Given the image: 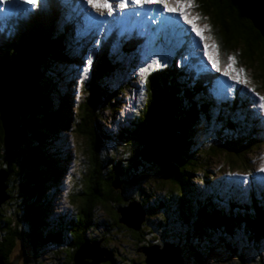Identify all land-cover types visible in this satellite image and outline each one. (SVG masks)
<instances>
[{
	"label": "trees",
	"instance_id": "1",
	"mask_svg": "<svg viewBox=\"0 0 264 264\" xmlns=\"http://www.w3.org/2000/svg\"><path fill=\"white\" fill-rule=\"evenodd\" d=\"M198 2L200 10L209 16L213 27L212 36L222 55L230 47L239 49L236 52L241 62L248 69L257 71V82L264 91V30L248 10L246 1ZM56 19L55 14L38 19L30 37L19 45L14 43V46L0 49V165L4 164L3 169L9 173L6 184L12 189L11 204H22L18 211H26L29 234L38 240L41 249L48 254L51 245L62 248V254L67 256L65 264H74V255L85 242L103 240L102 247L109 248L111 233L120 231L119 208L137 201V198L131 199L126 193H117L113 180L117 178L125 188L128 187L125 185L126 179L130 180L133 189L140 188L136 190L138 194H146L153 190H146L143 186H148L140 184L142 175L138 173L141 169L152 172L151 177L159 174L161 179L165 177L171 184L158 189L160 194L150 196L152 202L148 200L146 208L145 202L140 203L153 214V218L159 220L157 227L172 231L173 225L181 228L187 224L189 230L199 233V240L215 238L214 241L221 240L224 246L227 244L218 234L231 237L244 231L250 243L258 249L260 242L264 241V205L260 206L257 196L251 198L249 205L229 201V204L226 203L227 209L219 204L224 200L219 194H207L205 197L203 194L201 198L195 191V172L203 157L209 155L215 158L218 152L226 150L213 146L203 151L202 146L194 141V134L198 133V137L202 132L203 135L204 124L214 119L208 92L202 90L200 85L197 90L188 88L186 82L179 79L175 69L157 74L150 79L147 104L139 117L130 121L129 126L120 125L118 130L107 133L101 127V122L106 121L103 113L108 108L117 107L121 95V90H114L112 85L116 64L104 52L93 60L92 77L84 85L86 95L81 103H76L79 106L74 109L75 112L70 93L64 94L58 87L60 94L52 97L51 93L55 92V85L59 86V83L56 76L47 75L45 68L49 66L57 70V60L67 58L64 34H59L57 38L52 34L56 30L53 27ZM52 63L56 66H52ZM54 99H61V102L58 101L56 106ZM7 100L11 101L19 118L17 147L12 150L6 145L8 129L4 120V104ZM104 105L108 108H103ZM219 118L223 119L224 115H218ZM236 120L227 118L232 130L225 134L226 146L223 148H237L235 153L239 155L241 148L248 147L245 150L246 157L249 151H253L254 147L259 148L264 142L253 125L241 124ZM65 130H71L73 137H76L74 145L78 143L73 156L59 144ZM154 130L169 133L174 138L165 162L148 161L142 153L144 143L155 133ZM81 154L88 158L84 166L81 165ZM125 156L132 162L130 166L124 165ZM67 157L73 159V167L80 163L79 169H71L68 183L63 180L67 171L64 160ZM237 161L232 159L227 164L231 168H248L253 164L252 160L246 159L238 167ZM137 162L138 166H135ZM204 180L207 181V176ZM62 182L68 187L62 186ZM174 185L180 189L176 190ZM67 190L70 197L74 192L84 197L80 204L69 201L74 213L70 210L49 216L57 195L60 198L62 191ZM14 209L17 211L16 206ZM147 224L154 225V222L150 220ZM150 236L152 240L147 237L142 242V249L152 242L158 243L154 235ZM130 242L137 243V240L130 238ZM10 246L1 242L0 252L7 255L5 250ZM238 254L234 255L241 257L244 263V256Z\"/></svg>",
	"mask_w": 264,
	"mask_h": 264
},
{
	"label": "clouds",
	"instance_id": "2",
	"mask_svg": "<svg viewBox=\"0 0 264 264\" xmlns=\"http://www.w3.org/2000/svg\"><path fill=\"white\" fill-rule=\"evenodd\" d=\"M120 2L121 0H113L112 7L114 11L112 15H109L106 9L93 8L87 3V0H42L41 3L36 5L27 4L26 0H21V3L24 4L25 7L34 8V11L25 13L15 10L5 11L3 14H0V49L12 45L14 46V43H18L19 45L25 38L32 35L33 25L38 19L55 14L57 19L53 27L56 28V30L52 31V34L55 38H57L59 34H64V52L67 58H59L57 60L58 69L56 70L52 68L59 83V86L55 85L56 91L53 92L56 93L57 96L51 93L52 97H58L60 94L58 87L64 94L68 93L69 89L70 94L73 97L72 108H78L77 106L79 105H76V103L79 101L81 103L82 99L86 95L84 92V85L92 77L93 60L98 58V56H100L103 52L108 53L109 57L112 58L116 64V71L113 75L114 80L112 83L113 89L121 90L118 102L120 103L121 99H123L124 102L122 108L118 103L117 107L121 110L118 113L119 118L111 121V124L113 125L112 127H109V124L106 121L102 123L101 127H103L102 129L107 131V133L113 132L111 130H118L120 125L129 126L130 121L139 117L147 104V88L151 77L157 74H165V71H171L174 69L178 71L179 79H181L182 82H186L188 88H194L197 90V86L200 85L202 90L208 92V99H211L212 101L211 108L215 110L214 119L211 123H209V125H215L217 122H220L219 120L223 121L225 125H229L227 124V118L231 120L237 119L238 121H236L241 124L245 123L253 125L256 128L255 131H257V133L262 131L260 126V124L264 122L262 110L258 117L252 116L249 110L245 111L248 105H256L261 102L258 100L260 99V95L255 91H252L249 87L248 80H246V83H238L232 80L231 76L223 75L222 68L219 65L223 61L222 52L219 47L213 48L211 46L212 44H216V41H214L215 39L212 34L211 37L214 40L210 37L209 16L200 10L198 0H191V6L187 7L185 11L189 14V19L193 20V22L203 30V35L205 37L203 40H201L199 36H196V33L192 31V25L187 23L179 12L169 13L164 11L163 13H160L149 10L150 8H162V5H144L141 7L129 4L126 9L121 10L117 6ZM171 2L175 3V0H171ZM184 2L185 0H180V4L176 6H182ZM245 3L248 9L257 13V16L261 19L260 21L264 24V14L262 13L263 9L257 10L253 4L250 5L248 2ZM253 3L264 8V0H255ZM89 14L93 17H97L100 21L107 22L101 24L96 21H92L89 19ZM197 16L199 19H196ZM166 17H179V19H165ZM62 20H67L68 24H64ZM56 24H58V26H56ZM69 27L72 28V31ZM72 32L73 35H71ZM193 38H195L196 41H199L198 47L194 45ZM205 45H207L208 49L212 52L213 58L218 61L220 71L213 68L207 56L204 55ZM89 60H91L90 65L88 64ZM157 60H159L161 64L159 68H156L155 70L149 68L148 72L143 73V75L141 74V70L143 68H147L150 64H154ZM74 63H76V65H74ZM205 65L206 67H204ZM85 67H88L86 77L83 72ZM218 79L220 81H227V84L231 87L224 88L219 86ZM201 89H198V91L203 92ZM126 101L130 109L127 116H125ZM6 102L11 103L9 100ZM6 102L4 104V120L8 129L5 117V112L7 110V107L5 106ZM55 104L57 106L58 101L56 103V100L54 99V105ZM12 108L14 109L13 106ZM15 113L18 119L17 128L19 131L18 113L17 111ZM122 115L124 116L122 117ZM218 115H224V118L218 119ZM215 120H217V122H215ZM230 126H227L226 133L231 132L232 128ZM160 133L168 135V133L165 132L160 131ZM62 135H64V138L66 135L73 137L72 131L65 130L61 134L59 143L60 145L63 143L66 144V147L64 144L61 147L63 150H67V152H69L73 146L72 144H68L66 141L61 142ZM14 138V146L10 147V145L6 144L9 148H11V150L17 147L16 136ZM261 138L264 141V137ZM149 139L150 136L144 143V152L147 148ZM173 141L174 138L170 143L172 144ZM162 158H164V156ZM247 159L250 158L247 157ZM252 163H254L253 160ZM72 164L74 166L73 160ZM226 165L229 169H231L227 163ZM6 170L7 169L0 170V177L3 176V171L8 173ZM223 172L224 173L219 172L220 176L224 177L223 179L233 180V176L230 174L231 172H227V170ZM68 175L65 179L66 183L68 182ZM250 175L251 181L256 182L257 179H254L256 172H251ZM238 178L236 179L239 182H242ZM1 181H3V178ZM135 188L137 187H134L133 194L130 198L132 199L135 197L137 198V201L136 203L131 202L132 204H130L129 207L132 208L134 205L141 207L142 218L140 221L142 223H148V221L152 220L154 225L157 226L159 220L157 218H153V214L140 205V202H145L144 205L146 208L149 204L148 200H151L152 202L151 197L154 196L153 193L151 191H147L146 194H138V191L136 190L139 189ZM243 190L246 189L244 188ZM251 192H253L254 197L258 195L254 188H252L250 193ZM157 194L160 193L158 192ZM218 194L221 197L220 191ZM249 195L247 196L248 199L246 203L248 205L250 204ZM65 197H67V199L69 197L68 190L66 191V195H62L63 199ZM227 201L237 202L234 198L227 199ZM60 203L59 196L57 195V199L52 208V212L55 210L54 214L60 213L57 212V207ZM72 211L73 210H71V213ZM90 242L96 243L98 241H89V243ZM99 242H101L102 249L109 251L106 247H102V240ZM144 254L146 257V252H144ZM89 262L91 261L86 260L87 264H89ZM146 263L148 264V256L146 258Z\"/></svg>",
	"mask_w": 264,
	"mask_h": 264
},
{
	"label": "rangeland",
	"instance_id": "3",
	"mask_svg": "<svg viewBox=\"0 0 264 264\" xmlns=\"http://www.w3.org/2000/svg\"><path fill=\"white\" fill-rule=\"evenodd\" d=\"M254 1L255 0H246V2H248L250 5L253 4ZM262 13L264 14V8L262 10ZM62 22L64 24H68L67 20H62ZM56 26H58V24H56ZM69 28L72 31V28L71 27H69ZM209 28H210V37H211V34L213 33L212 25H210ZM71 35H73V32L71 33ZM210 41L213 42L212 40H210ZM213 45L218 47L217 43L212 44L211 46H213ZM238 50H234V48L230 47L226 51H224V53L222 55L223 61L221 62V64H219L220 67L222 68V72H224L226 70L227 65L229 63H233L228 58L229 57H235V61L233 64L232 76L239 73L241 80H243V79L248 80L249 87L252 90L254 89V91L257 94H259L260 97H264V91H263L262 87L259 85L260 83L257 82L259 80V77L256 73L257 71H252L250 68L248 69L241 62L240 57H239V55H237V52H236ZM74 65H76V63H74ZM52 66H56V65L54 63H52ZM45 69L47 71V75H51V76L55 77V72L53 69H51V67L47 66ZM232 76H231V79H232ZM232 80H234V79H232ZM260 80H261V84H263L262 83V77H260ZM234 81H236V80H234ZM238 83H241V82H238ZM68 93H70L69 89H68ZM53 94L56 95V93H53ZM258 100L260 101V99H258ZM57 101L61 102V99H56V103H57ZM123 102H124V100L121 99L120 103H119L121 108H122ZM106 105H104L103 108H108V107H105ZM5 106L7 107V110L6 109L5 110H6V112H8V114L10 116V121L14 120V122H15V118L17 119V115L15 113L16 111L12 108V105L9 102H6ZM72 109L74 111V108H72ZM120 110L121 109L119 107H114L113 109H109L103 113V118L109 124V127L113 126L111 124V121L119 118L118 113L120 112ZM129 110L130 109L128 107V103L126 101V103H125V112H126L125 116H127L129 114ZM248 110L250 111V114L252 116L258 117L261 114L262 109L259 107V104H256V105H248L247 109L245 111H248ZM216 112H219V111H216ZM212 113H215V110L212 109ZM123 116L124 115H122V117ZM215 122H217V120H215ZM220 122L221 123L217 122L215 125L214 124L209 125V123H207L206 125L204 124L203 130H202L203 135H202V132L198 137H197L198 133L194 134V141L197 144H200L202 146L203 151L207 150L209 147L211 148L213 146L214 147H216V146L222 147V150L226 149L225 151L223 150V152L222 151L218 152L217 156L215 158H213L209 155L203 157V160L201 161L200 166L197 167V170L195 172V177H196L194 179V182L196 185L195 191L200 195L201 198H202L201 195H203V194H204V197L207 194L208 195L213 194L212 196H215L220 191V195H221L222 199H224V200H222L219 204L225 208V207H227L226 203H229V201H227V199H230V198H234L241 205H245L247 203V199H248L247 196L249 195L252 188H254L258 193L257 197L260 200L259 201L260 206L264 205V171H261V169L264 168V143L259 148L254 147L253 151H249L247 153L249 155L246 157H245V150L248 149V147L241 148L240 152H238L239 155H237V153H235V151L238 150L237 148H235V149L232 147L223 148L224 146H226L225 134L227 132V126L228 125H225L222 121H220ZM102 123L103 122H101V124ZM11 125H12L11 127L14 126L15 129H14L13 133L10 134V136H11V138H14L16 136V134L18 133V128L16 126V125H18V119L16 120V124L14 123ZM260 126L262 128V131H260L259 136L264 137V122L262 124H260ZM154 131H156V130H154ZM159 136L162 137L163 140L168 138V135H166V134L159 133ZM75 138L76 137H71L69 135H66L65 138H64V135H62V138H61L62 139L61 142L66 141V142H68V144L73 145V148L70 151L72 156H73L74 151H75V146L78 145L77 142L74 145V143L76 141ZM229 138H231V134H229ZM172 140H173V137H172ZM169 143H170V141L167 139V145ZM63 144H61L60 146H63ZM170 144H169V146H170ZM64 146L66 147V144H64ZM169 146H168V150H169ZM10 147H12L11 143H10ZM86 147H87V145H86ZM102 147H104V146H102ZM155 148H156L155 146H152L150 148V150L155 149ZM196 148L198 150H200L198 147H196ZM168 150H167V153H168ZM232 151L234 153H232ZM65 152H67V150ZM167 153H166V155H167ZM226 153L228 155H226ZM9 155H10V153L8 154V160L10 159ZM85 155H86V153H85ZM146 157H155V153L149 152V153H147ZM162 157L161 158L156 157V158H157V160H159L161 162L162 161L165 162L164 159L166 156L164 158H162ZM244 157H245V159H244ZM247 157L252 159L253 162L255 163V164L253 163L251 167H248V168H233L232 167L231 169H229L226 165V163L228 161H231L232 159H238V161H237L238 165L237 166L241 167V163H244V160H246ZM68 158L69 157H67L64 160L67 163V165L65 163V166H67V171H66V174L64 175L63 180L67 178V175L71 171L72 168L73 169L74 168L79 169V166H80V163H78V165H76L77 167L76 166L73 167V164H72L73 159L72 158L68 159ZM0 161H1V159H0ZM80 161L82 162L81 165H83V166H84L83 163L87 164V162H88L87 156H83L81 154ZM131 163L132 162L127 160L126 156H125L124 165H126V167H127V166H130ZM0 166H1V169L4 168V164L3 165L1 164ZM135 166H138V162L135 164ZM236 169H238L239 171ZM226 170H227V172H231L230 174H231V176H233V180H226V179H223L224 177L220 176L219 172L224 173L223 171H226ZM251 172H256V176L254 178V179H257L256 182L251 181V175H250ZM216 173H218V174H216ZM242 173H244V174H242ZM138 174L142 175V176H140V178L142 177V180H140V184H143V185L146 184L148 187L143 186L144 188H146V190H148V188L149 189L151 188L153 190L151 192L153 193L154 196L158 193L157 192L158 189L164 187L165 185H168V187L171 185L168 182V179H166L165 177L162 178L164 180V182H163V180L161 179L159 174H154L155 175L154 177L152 176L154 181L152 180V177L150 176V174H153V173L150 171H146V170L144 171L143 169H141V171ZM215 174H216V176H215ZM2 175L3 176L0 177V181L2 180V178L4 179V177L5 178L7 177V173L5 171H3ZM222 175H224V174H222ZM202 176H203V178L201 179ZM206 176H207V181L205 182L204 179ZM236 178H238L242 182H239ZM147 181H151L152 183L154 182V184L151 185V183L150 182L147 183ZM130 183H131V181L126 179L125 185H127L128 187L125 188L123 186V183L116 178L115 181L113 180V184L116 187V189H114V190L117 193H119L120 195L126 193L127 196L131 197V195L133 194V190H134L133 186L134 185L132 186ZM241 184H243V185H241ZM64 185L66 187H68V185H66V184H64V182H62V186H64ZM82 186H84V184ZM174 186L176 187V190L180 189L176 185H174ZM244 188L246 190H243ZM135 189L140 190L139 187H137ZM240 192H243V193H240ZM62 195H66V192L62 191ZM62 195L60 194L61 198H59V201L61 203L57 207V212H60V214L71 210V208H70L71 204L69 203L70 200L74 204L75 203L80 204V202L82 201L81 199L84 198L81 194H78V192H74L71 197L69 195L68 199H67V197H65L63 199ZM253 196H254L253 192H251L249 195V201L250 202H252L251 198H253ZM249 201H248V203H249ZM140 203H143V202H140ZM130 204L122 205V207L119 208L120 220H121L122 212L125 211V213H126V209H128ZM132 208L139 209L140 213L137 214L136 218H127V219L129 220L130 223L131 222L132 223L140 222V219L142 216L141 207L134 205ZM54 211L55 210H53V212L50 213L49 216H51V215L53 216ZM72 213H74V212L72 211ZM104 213H103V215H104ZM128 213H129V211H127V214ZM137 232H140V230L134 229V227L128 228L125 225H123L122 223H120V231L112 232V233H115L116 235H112V233L110 235V238H111L110 248H114L116 252H119L120 253L119 257L124 262H125L126 258H135L137 255H139V256L141 255L142 250H140V248H138L137 244L134 242L133 243L130 242L131 236H133L134 238H137L140 235ZM209 234H211V233H209ZM218 235L220 236L221 239L225 240L227 245L224 246V243H222L221 240H220V242H217V246H216V249L214 251L219 253V254H211L210 256H208V259L206 258L207 264H264V241L260 242V247L258 249H256V247H254V245L252 243H250V241L248 240V236H247L248 234L244 231L243 232H237L234 236H231V237L225 236V234H218ZM216 237L218 238V236H216ZM212 238H213V236H212ZM232 244L235 246H233ZM229 246H231L232 248H237L239 250V253L244 256V260H245L244 263L241 262V260L238 256L231 254V251L234 252L235 249H231ZM51 247H52L51 251L48 254L44 250H42V251L39 250V252H38V254L40 255L39 259H41L42 264H56V261L59 257L63 258L62 251H64V250L62 248L59 249L54 245H51ZM168 247L170 248V245ZM168 250L170 252L169 255L170 256L172 255V257L176 256V253L178 251V250L177 251L176 250L170 251V249H168ZM91 251L95 254L93 247L91 248L89 246L88 247V254H89L88 256L94 255V254L90 253ZM62 260H64V259H61V261ZM91 263H92V261L89 262V264H91ZM127 263H130V262H127ZM118 264H125V263L119 262ZM182 264H184V262Z\"/></svg>",
	"mask_w": 264,
	"mask_h": 264
},
{
	"label": "flooded vegetation",
	"instance_id": "4",
	"mask_svg": "<svg viewBox=\"0 0 264 264\" xmlns=\"http://www.w3.org/2000/svg\"><path fill=\"white\" fill-rule=\"evenodd\" d=\"M8 178H9V173H7V181ZM10 188L11 186L8 185L7 188L8 199H6V201L0 207L1 209L0 210V243L6 242L8 245L11 246L7 250H5L7 252V255H5L2 252H0V255L2 256L5 264H42L41 259H39L40 255L38 254V252L39 250L42 251L44 249H41V246H39V244L37 243L38 240L34 238L33 234H29L30 226L26 220L28 218L25 213L26 211L23 210L22 213L18 211L19 206L22 204H17V205L11 204L12 189ZM14 206L17 207V211L14 209ZM24 213L26 218H24ZM122 224L128 228H131L125 223ZM188 226L189 225L184 224L182 227L180 226L181 228H179L177 227V225H173V229L171 231L167 228H160L152 224H147L146 222L144 224L140 222L137 228L134 229L140 230V232H137L140 235L135 239L137 240L136 244L138 248H141L140 250H142L141 255L140 256L137 255L135 258H126L124 262L120 259V257L118 258L117 254L120 256L119 252H116L114 248L106 247L107 249H109L112 258L111 260H108L107 262H104L102 264H118L119 262L125 264H147L146 263L147 256L145 257L144 254L146 248L148 247L158 248V247H164L165 245H173L175 247L180 248L181 256L184 264H207L206 258L208 259V256H210L211 254H219L214 251L216 249L218 240L214 241L215 239L210 240L208 238L206 240L201 241L198 239V236H200L199 233L196 232L193 233L192 231L193 229L189 230L187 228ZM193 227L195 228L194 224ZM150 235H154L155 238L158 240V243L154 244L152 242L151 245L144 247L142 249V245H143L142 242L147 237L151 239ZM193 237H195L196 239H192ZM131 239H134V237L131 236ZM102 242L104 241L102 240ZM235 249L236 251L234 252L231 251L233 255L239 253V250L237 248ZM238 256L240 255L238 254ZM66 258L67 256L66 254H64L63 258L59 257L57 259L56 264H65ZM61 259L64 260L61 261ZM161 262L159 264L170 263L169 259H164Z\"/></svg>",
	"mask_w": 264,
	"mask_h": 264
},
{
	"label": "snow or ice",
	"instance_id": "5",
	"mask_svg": "<svg viewBox=\"0 0 264 264\" xmlns=\"http://www.w3.org/2000/svg\"><path fill=\"white\" fill-rule=\"evenodd\" d=\"M27 4L30 5H36L38 3H41L42 0H26ZM112 2L113 0H87V3L89 5H91L93 8H98V9H106L109 13V15L113 14V7H112ZM129 4L134 5V6H144V5H148V6H154V5H162V8H150L149 10L151 11H157L160 13H163L164 11H167L169 13H177L179 12L180 15L183 17V19L192 25V31H194L196 33V36H199L201 40L205 39L204 35H203V30L200 29L198 27V25L196 23L193 22V20L189 19V14L185 11V9L187 7L191 6V0H185V2L183 3L182 6H176L180 4V0H175V3H172L171 0H121V2L117 5L119 9L123 10L126 9ZM15 10H19L25 13H30L32 11H34V8L31 7H25L24 4L21 3V0H0V14H3L5 11H15ZM140 14V13H137ZM89 19L92 21H96L98 23H106L107 21H100L97 17H93L91 16V14H89ZM165 19H176L178 20L179 17H166ZM196 19H199V17L197 16ZM207 27V26H205ZM190 35V34H189ZM193 43L194 45H196L198 47L199 45V41H196L195 38H193ZM213 48H215L216 46L213 45ZM204 55L207 56L208 60L211 62V65L213 68H215L217 71H220V68L218 66V61L216 59L213 58L212 52L208 49V46L205 45L204 46ZM230 61H232L233 63H229L227 65L226 70L223 72V75L225 76H232V72H233V64L235 61V57H229L228 58ZM88 64H91V60L88 61ZM161 66L160 61L157 60L154 64H150L147 68H143L141 70V74L143 75V73H146L149 71V68H151L152 70H155L156 68H159ZM206 67V65L204 66ZM242 71V70H241ZM84 75L85 77L87 76V72H88V67H85L83 69ZM232 79L236 80L237 82H241V83H246V80H241L240 79V75L239 73H237L236 75L232 76ZM218 85L222 86L224 88H228L231 87L230 85L227 84V81H220L218 79ZM254 91V89L252 90ZM143 98V97H141ZM260 103H259V107L261 109H264V97H260ZM261 171H264V168L261 169Z\"/></svg>",
	"mask_w": 264,
	"mask_h": 264
},
{
	"label": "bare ground",
	"instance_id": "6",
	"mask_svg": "<svg viewBox=\"0 0 264 264\" xmlns=\"http://www.w3.org/2000/svg\"><path fill=\"white\" fill-rule=\"evenodd\" d=\"M254 7L257 9V10H262L263 8L261 6H259L258 4H255L253 3ZM5 117H6V121H7V125H8V138H7V144L10 145V143L12 144V146L15 145V138H11L10 134L13 133L14 131V126L11 127L12 125L11 124H16V118H15V122L14 120H11L10 121V116L8 114V112H5ZM17 126V125H16ZM12 128V129H11ZM159 131H156L155 133H152L150 135V139L147 143V148L144 152V158L146 160H151V161H159L157 160V158H161L162 156H166V153H167V150H168V146L169 144L167 145V139L171 142L172 140V136L168 133V138L164 139L162 137L159 136ZM152 146H155L156 148L155 149H152L150 150V148ZM149 152H153L155 153V157H146L147 153ZM146 153V154H145ZM157 157V158H156ZM2 194L0 193V196ZM140 210L139 209H135V208H131L129 210V213H128V217L129 218H136L137 214L140 213L139 212ZM142 218V216H141ZM141 222V221H140ZM140 222H137V223H132L133 227L137 228V226L139 225ZM130 226V225H129ZM84 253L87 254L88 253V249H83ZM92 254H94L92 251L90 252ZM84 254V255H85ZM102 254V253H101ZM95 256H86V257H93L94 260H98L99 262L102 260V255L99 257L97 255H99L98 253L94 254ZM164 259H169V262L170 264H179L178 263V257H176L174 260L173 258L170 257L169 254H166L165 252H159L158 250H155L152 249L149 253H148V264H159L162 260ZM81 261V260H80ZM167 261V260H166ZM105 261H103L102 263H104ZM162 263V262H161Z\"/></svg>",
	"mask_w": 264,
	"mask_h": 264
},
{
	"label": "water",
	"instance_id": "7",
	"mask_svg": "<svg viewBox=\"0 0 264 264\" xmlns=\"http://www.w3.org/2000/svg\"><path fill=\"white\" fill-rule=\"evenodd\" d=\"M251 13H252V15H253V17H254V19L256 20V22H258V25L260 26V27H262V29L264 30V24L260 21L261 19L257 16V13L256 12H254V11H252V10H250V9H248ZM262 23V24H261ZM149 141V140H148ZM9 150H11V148H9ZM142 153L144 154V151H142ZM8 154H9V152H8ZM146 154V153H145ZM148 161H151V160H148ZM7 178V177H6ZM5 177H4V179H3V181H0V190H1V196H0V207H1V205L6 201V199H8V195H7V188H8V186H7V184H6V179ZM131 209V207H128V209H126V213H125V211H123L122 212V218H121V222L122 223H125V224H127L128 226L130 225L131 227H133L132 225L133 224H131L130 222H129V220L127 219V218H129L128 217V214H127V211H129ZM93 247V249H94V252H95V254L96 253H98L99 255H97V256H101L102 255V260L99 262L98 260H94V258L93 257H86V256H88L89 254L87 253V254H85L84 253V251H83V249H88V247ZM169 245H166V246H164L163 248H160V247H158V248H155V247H149V248H147V250H145V252H146V254H147V256H148V253L152 250V249H154V251L155 250H158L159 252H165L166 254H170V252H169V250L168 249H170V251H177V253H176V256H174V257H172V255L170 256L171 258H173V260L176 258V257H178L179 259H178V263L179 264H182L183 263V259H182V256H181V249L180 248H178V247H175V246H173V245H170V248L168 247ZM173 249V250H172ZM234 251H236V249L234 250ZM102 253V254H101ZM86 256H85V255ZM91 256H95V255H91ZM111 253L108 251V250H105V249H102L101 248V242H94V243H89V244H87V243H85L84 245H82V246H80V248L77 250V252L75 253V255H74V262H75V264H87L86 263V260H90V261H92V263L91 264H100V263H102L103 261H107V260H111ZM81 260V261H80ZM0 264H5V262H4V260H3V258H2V256L0 255Z\"/></svg>",
	"mask_w": 264,
	"mask_h": 264
}]
</instances>
